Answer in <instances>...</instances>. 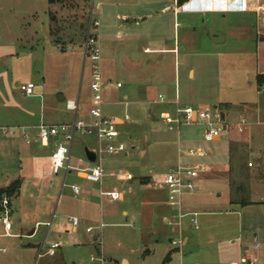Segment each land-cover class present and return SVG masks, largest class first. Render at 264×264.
Wrapping results in <instances>:
<instances>
[{
	"label": "rangeland",
	"instance_id": "374dc122",
	"mask_svg": "<svg viewBox=\"0 0 264 264\" xmlns=\"http://www.w3.org/2000/svg\"><path fill=\"white\" fill-rule=\"evenodd\" d=\"M47 6V0H0V54L8 56L4 63L0 62L1 117L31 101L40 109L42 98L21 96L20 82L24 81L36 83V87L43 88V95L57 102L65 95V100L58 102L63 107L61 112L66 100L76 99L80 91L79 114L89 112L91 66L89 60L84 63L83 43L90 20L99 21L97 36L102 51L100 69L104 90L107 85L113 86V91L122 95L147 85L154 88L151 91L154 96L163 92L168 99L178 97L182 106L212 109L216 106L221 111L228 109L229 104L225 102L235 104L251 98L242 88L248 80L245 71L252 67L254 60L251 41L241 42L235 35L216 43L210 40L211 35H206L207 23L194 22L198 28L190 32L185 18L180 20L176 39L167 37L165 41L155 36L130 34L128 24L124 26L121 20L103 21L98 15L96 0H53L49 16ZM229 19L234 18L227 16L226 20H219ZM28 50L29 55L20 56V51ZM117 81L122 82V88H115ZM167 107L171 109L170 105ZM161 109L157 104L138 102L113 109L117 114L127 113L130 117L127 124L119 126L127 155L124 152L103 154L98 163L107 174L133 176L131 180L104 177L103 187L122 191V199H104L99 195V184H90L72 174L67 175V185L62 187L63 172L54 175L52 182H39L33 192L48 200L45 221H52V226L48 232L47 227L42 226L32 239L1 235L0 248L5 249L0 250V264H127L124 260L128 264L197 261L227 264L235 261L238 257L234 245L238 241L229 242V239L239 234V205L259 199L255 190L257 179L264 173V154H258L257 148L264 147L259 139L264 126L255 124V116L248 110L244 115L252 122L239 131L240 113L232 110L226 114L223 123L227 124V130L222 137L226 143L219 145L222 155L227 153L228 162H234L232 167L235 166L236 171L230 173V188L226 190L223 183H218L210 192L189 196V201H205L207 205L195 208L199 212V229H195L189 216L181 219L180 228L162 220L169 213L167 193L158 181L153 183L152 177L175 166L179 150L191 146L195 139L202 140L204 128L196 125L169 130L159 116ZM149 112L156 118L148 117ZM1 124L6 123L0 119ZM2 137L0 128V139ZM75 143L76 147H81L79 138L76 137ZM141 149L146 151L145 155H141ZM78 157L80 155L74 153L72 164L78 162ZM13 162L10 160L9 165ZM239 169L242 172L238 175ZM71 183L89 185L91 194L86 199L75 195L69 187ZM146 191L157 197L158 210L146 212L143 203L135 200ZM84 203L89 205L88 212L81 206ZM232 206L235 211L231 210ZM124 210L128 215L123 214ZM86 212L88 215L84 216ZM75 215L79 224L73 232L71 217ZM88 226L94 227L91 232L86 230ZM179 228L189 233L190 246L179 247L172 243L173 239L183 237L175 232ZM29 241L38 245H22ZM54 241H60L62 248H56L54 255L47 254V248ZM41 244L44 247L40 251ZM256 253L255 264H264V246H259ZM206 255L213 258L207 259Z\"/></svg>",
	"mask_w": 264,
	"mask_h": 264
},
{
	"label": "crops",
	"instance_id": "0c3cea01",
	"mask_svg": "<svg viewBox=\"0 0 264 264\" xmlns=\"http://www.w3.org/2000/svg\"><path fill=\"white\" fill-rule=\"evenodd\" d=\"M47 4L46 13L48 14L49 7L53 4V0H47ZM96 8L99 17H101L103 21L115 19L117 21L121 20L124 26L128 24V27L126 28L130 34L146 35V37L155 36L164 39L165 41H167V37H173L176 39L178 28L180 27V20L185 18L188 21L187 27L190 32H195L198 28L197 25L207 23L208 30L206 35L210 36L213 32H217L223 37V41L221 42H225L227 36L230 37L235 35L241 39V42H253V65L245 71L248 80L246 85L244 84L242 87L245 88V91L247 90V92L251 94V98H245L246 100L235 104L225 102L226 104H229L228 109L222 110V112L224 117L232 110L239 112L241 115L240 119H246L249 124L252 121L249 122L244 113L251 110L252 114L255 116V124L264 126V85L259 88L256 82L257 74L264 73V0H188L183 4H178L177 0H96ZM227 16H233L234 19L221 21L222 19L226 20ZM220 18L221 20H219ZM194 22H200V24L197 23L196 25ZM29 53H31L30 50L20 51V56L23 57L29 55ZM7 57L8 56L0 54V62L4 63L5 60H7ZM190 72L193 73L192 70H190ZM24 82H20V84ZM117 83H121V86H117ZM122 87V82L117 81L115 88ZM153 89L154 88L151 86L140 85L136 90L129 93L124 92L122 95H119L117 91H113V86L110 87L107 85L105 90L103 89V113L105 115L122 118L127 113H124V115L117 114L116 112H113L116 111L113 110L114 107L121 105H125L126 107L131 102L150 105L157 104L162 108L161 111L168 109L167 106L169 105L172 108L170 102L174 99H168L163 92L154 96V93L151 92ZM35 92L36 95L28 96L21 91V96L28 99H34L36 97L42 98L40 109L38 108L37 103L34 107V104L31 101V103L25 106L22 105L18 107L17 111L11 110L5 116H0V119L6 123L0 125L2 134L4 135V137L0 139V162L2 164L0 166L2 168L0 172V189L8 187L16 180L20 181L19 188L11 196V202L9 205L10 219L12 222L11 229L7 231L4 225L0 222V237L1 235H20L21 237L32 239L42 226L47 227V232L52 226V221L50 226L45 224L48 222L45 221L48 214V200L46 197L34 193L33 190L39 182L47 180H50L51 182L53 181L54 175L51 172V155L57 144L60 142V139L57 137H50L48 140L42 141L39 137V125H54L70 122L76 114L67 107L66 103L63 109L64 112L63 110L61 112L63 107L61 108V105L59 106L58 102L61 104V102L65 100V95H62L63 98H58L59 101L57 102V100L52 99V97L50 99V97L43 95L44 92L42 87H36ZM159 95H164L167 98V102L160 103ZM67 100L78 102V107L80 109V91L76 99L69 98ZM104 106H106L107 109L109 108V110L106 111ZM79 109L76 116L84 117L86 119L90 118L88 112H83L80 115ZM147 116L152 117L153 119L156 118V115L150 112ZM128 122L129 121L122 125H125ZM4 128L9 131H14V134L5 135L3 133ZM77 138H79L81 147H76L78 145L75 143V138L72 146V158L74 157V153L77 155L79 154L80 157H78L77 163L73 162V165L78 167L90 166L93 162H90L87 159L84 149L85 147H88L94 150L97 146V140L95 137L77 136ZM259 139L260 142L264 144V130L259 133ZM223 141L224 140L221 139L208 145L212 153L210 152L207 161L211 163L212 170L204 175L201 189L195 195H201L203 192L212 191L218 183H223L226 190L230 188V173L233 170H236L234 168L235 166L232 167L228 162L226 156L227 153H225L226 146L225 149H223L225 154L222 155L221 153L222 148L219 144ZM191 145L207 144L204 143L203 140L195 139ZM80 149L82 150L80 151ZM257 149L258 154H264V147L259 146ZM140 153L141 155H145L146 151L141 149ZM124 154L127 155V151H125ZM180 159H182V157L179 153L177 163ZM10 160L14 162L9 165ZM215 160L220 161L215 162ZM15 162H17L16 165ZM110 173H105L104 177H115L111 176ZM69 174L86 181L75 171H71ZM257 180L258 188L255 190V194L259 196V199L251 203L248 201L249 204L241 203L239 205L240 210H238V214L241 218L239 222V234L236 238H233L234 240L232 238L229 239V242H234L235 240L238 241L236 245L233 244L234 252L237 253L238 257L235 261H238L244 254L250 251H253L257 256L256 250L258 247L261 245L264 246V173L261 174L260 178ZM86 182L94 184L89 181ZM142 185L150 186L148 184ZM89 187V185H86V187L83 186V192L79 195H82V197H85L86 199V196L91 194V190L88 189ZM135 200L140 204L143 203L146 212H149L151 209L158 210L160 204L157 197L149 194L148 191L144 192L141 198H136ZM204 202H191L188 199L186 201V210L196 211L198 209L196 206L201 207L207 205ZM229 202L234 206H237L235 201L230 200ZM81 206L83 209L85 208L87 212L89 211L87 210L89 209L87 203H84ZM231 210L235 211V207L232 206ZM168 211L169 213L165 214L162 218L164 223L173 226L177 225L181 228L182 218L180 219L178 217V212L171 209L169 204ZM87 212L83 215L87 216ZM123 214L128 215V211L124 210ZM73 217H76V215ZM172 218H175V220L173 221ZM77 225L74 226L72 224L73 232L77 230ZM180 228L175 232L183 236V246L188 247L190 246L191 237L188 232ZM152 233L154 232L152 231ZM211 237L212 236L209 238ZM69 239L72 238L70 237ZM194 244H196V241L193 245ZM22 245L25 247H33L38 244L29 241L24 242ZM42 245L43 244H41L39 249H41ZM4 249L5 248H0V250ZM49 250L50 248L48 247L46 251L47 254L54 255L56 253L55 249L53 252H49ZM205 257L207 259L213 258L211 255H206ZM124 261L128 264L127 260ZM197 263L205 264L201 261H197Z\"/></svg>",
	"mask_w": 264,
	"mask_h": 264
},
{
	"label": "built area",
	"instance_id": "2783aa9c",
	"mask_svg": "<svg viewBox=\"0 0 264 264\" xmlns=\"http://www.w3.org/2000/svg\"><path fill=\"white\" fill-rule=\"evenodd\" d=\"M99 25L97 20L89 21L84 43L83 54L84 63L90 61V89H91V106L89 109L88 119L78 117V102L67 100V107L75 112V117L70 122L54 124V125H39V137L42 141L48 140L50 137H57L60 142L57 144L51 155V172L53 175H59L63 172L62 187L66 184V177L71 171H75L86 181L97 183L100 185L99 195L109 201H116L123 198L124 193L116 188L103 187V177L105 176L104 169L100 161L101 155H112L116 152H125L126 144L120 138L119 126L130 120L129 115L125 114L122 118L105 115L103 113V89L100 61L102 51L99 45V39L96 29ZM94 27V31H92ZM121 86V83H117ZM36 84L34 82H24L20 84V90L28 96L36 95ZM159 102L166 103L164 95H159ZM171 109L162 110L159 114L169 130H180L182 127H191L196 125L203 126L202 140L207 145H191L180 151L182 159L171 167L168 171L152 177L153 183L158 181L160 186L166 190L167 201L171 209L178 212V217L189 216L190 222L195 229H199L198 211L186 210V201L189 196L196 194L201 189V183L204 175L212 170V165L207 161L210 156V148L208 145L222 139L224 131L227 130V124L223 123V112L217 107L210 108L209 106H182L178 97L170 102ZM248 121L241 118L237 123V128L242 131ZM5 135L14 134V131H9L4 128ZM77 136L95 137L97 146L94 149L97 159L90 166L78 167L72 164V146ZM197 159V160H193ZM111 176L122 178L125 180L133 179L130 173H110ZM152 183V184H153ZM69 187L75 195L83 192V188L78 183H71ZM11 196L3 194L0 198V222L5 229L9 231L12 226L10 219L9 205ZM72 224L76 226L78 219L71 217ZM51 225V221L45 223ZM94 227L88 226L86 230L91 232ZM172 243L176 246H183V237L175 238ZM62 246L60 241L50 243L49 252ZM44 246L42 245L40 251ZM40 254V253H38ZM101 259V258H100ZM257 256L253 251L244 254L238 261L229 264H255ZM180 264H200L197 262H181Z\"/></svg>",
	"mask_w": 264,
	"mask_h": 264
},
{
	"label": "trees",
	"instance_id": "16d2710c",
	"mask_svg": "<svg viewBox=\"0 0 264 264\" xmlns=\"http://www.w3.org/2000/svg\"><path fill=\"white\" fill-rule=\"evenodd\" d=\"M188 0H177L178 4H183L184 2H186ZM256 82H257V86L260 88L264 85V73H259L256 76ZM231 165H234V162H231ZM238 174H240L242 172L241 169L238 170ZM20 185V181L16 180L14 182H12L8 187L6 188H2L0 189V198L2 197L3 194H7L9 196H12L15 191L19 188ZM243 204H249L247 201H243Z\"/></svg>",
	"mask_w": 264,
	"mask_h": 264
},
{
	"label": "water",
	"instance_id": "95a60500",
	"mask_svg": "<svg viewBox=\"0 0 264 264\" xmlns=\"http://www.w3.org/2000/svg\"><path fill=\"white\" fill-rule=\"evenodd\" d=\"M211 38H212V40H213L214 42H216V43H219V42L223 41V37H222V35H220V34L217 33V32H213V33L211 34ZM60 98H63V97L60 96ZM223 116H224V115H223ZM84 152H85V155H86L87 159H88L90 162H95V161H96V159H97V155H96V153H95L94 150H92V149H90V148H88V147H85Z\"/></svg>",
	"mask_w": 264,
	"mask_h": 264
}]
</instances>
